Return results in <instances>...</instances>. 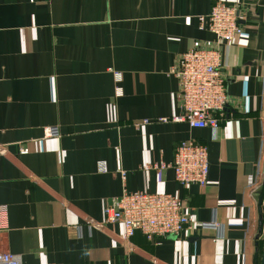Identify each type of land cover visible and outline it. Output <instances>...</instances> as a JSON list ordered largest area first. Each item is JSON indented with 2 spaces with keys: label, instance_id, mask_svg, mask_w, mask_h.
Instances as JSON below:
<instances>
[{
  "label": "crops",
  "instance_id": "1",
  "mask_svg": "<svg viewBox=\"0 0 264 264\" xmlns=\"http://www.w3.org/2000/svg\"><path fill=\"white\" fill-rule=\"evenodd\" d=\"M217 1L238 7L242 28L220 48L228 103L218 128L156 122L181 113L169 71L214 43L197 19ZM45 127L59 137L43 139ZM184 141L207 148L204 187L144 170L171 163ZM123 190L177 197L191 229L152 240L136 232L119 244V225L91 223ZM0 205V253L23 264H259L264 0H0Z\"/></svg>",
  "mask_w": 264,
  "mask_h": 264
},
{
  "label": "built area",
  "instance_id": "2",
  "mask_svg": "<svg viewBox=\"0 0 264 264\" xmlns=\"http://www.w3.org/2000/svg\"><path fill=\"white\" fill-rule=\"evenodd\" d=\"M238 7L217 1L208 14L198 17V29L214 36L211 45L196 46L177 58L169 75L177 80L180 114L169 118H159V123H185L193 129L209 128L215 131L219 126L217 116L228 103L226 80L219 69L221 67V45L230 43L242 33L238 24ZM115 81L120 74L113 73ZM121 95L116 87L115 96ZM149 121H143L148 124ZM56 127H45L43 139L58 138ZM27 150L20 151L25 155ZM119 160L116 159V167ZM100 173L106 172L104 162L97 163ZM146 171L161 172L171 170L176 183L182 187L196 185L204 187L208 181L209 164L207 148L195 141L180 142L171 163L157 162L144 167ZM120 173V172H119ZM123 180L125 173L121 172ZM7 208L0 205V233L7 230ZM192 215L185 211L181 201L167 193H133L123 190L104 208L102 220L91 223L94 229H103L108 225L122 228L118 236L119 244L127 243L136 232L142 233L148 240L154 237H179L191 229ZM215 226L214 223L210 224ZM116 242V241H115ZM116 242V243H117ZM0 264H23L18 255L0 253Z\"/></svg>",
  "mask_w": 264,
  "mask_h": 264
},
{
  "label": "water",
  "instance_id": "3",
  "mask_svg": "<svg viewBox=\"0 0 264 264\" xmlns=\"http://www.w3.org/2000/svg\"><path fill=\"white\" fill-rule=\"evenodd\" d=\"M263 232H264V222H263ZM263 243H264V238H263ZM259 264H264V246Z\"/></svg>",
  "mask_w": 264,
  "mask_h": 264
}]
</instances>
